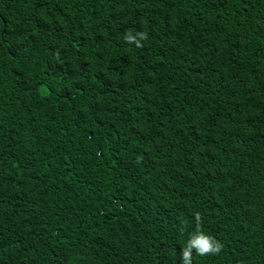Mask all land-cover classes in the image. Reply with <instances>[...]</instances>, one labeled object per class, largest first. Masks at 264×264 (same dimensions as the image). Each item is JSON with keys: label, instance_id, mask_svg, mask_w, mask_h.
I'll return each mask as SVG.
<instances>
[{"label": "trees", "instance_id": "16d2710c", "mask_svg": "<svg viewBox=\"0 0 264 264\" xmlns=\"http://www.w3.org/2000/svg\"><path fill=\"white\" fill-rule=\"evenodd\" d=\"M196 212L264 264V0H0V264H182Z\"/></svg>", "mask_w": 264, "mask_h": 264}, {"label": "clouds", "instance_id": "9594fccd", "mask_svg": "<svg viewBox=\"0 0 264 264\" xmlns=\"http://www.w3.org/2000/svg\"><path fill=\"white\" fill-rule=\"evenodd\" d=\"M148 39L146 32H128L124 36L125 42L135 44L137 48H142L144 45L142 41ZM195 216V230L190 234L184 247L181 249V262L182 264H193V253L198 256L219 255L223 245L214 236L206 233L202 227V216L199 212ZM183 232V228L181 229Z\"/></svg>", "mask_w": 264, "mask_h": 264}]
</instances>
